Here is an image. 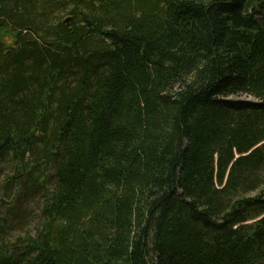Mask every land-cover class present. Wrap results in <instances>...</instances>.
I'll use <instances>...</instances> for the list:
<instances>
[{
  "label": "trees",
  "instance_id": "obj_1",
  "mask_svg": "<svg viewBox=\"0 0 264 264\" xmlns=\"http://www.w3.org/2000/svg\"><path fill=\"white\" fill-rule=\"evenodd\" d=\"M0 143V264H264V0H0Z\"/></svg>",
  "mask_w": 264,
  "mask_h": 264
},
{
  "label": "rangeland",
  "instance_id": "obj_2",
  "mask_svg": "<svg viewBox=\"0 0 264 264\" xmlns=\"http://www.w3.org/2000/svg\"><path fill=\"white\" fill-rule=\"evenodd\" d=\"M229 99H231V100H248V101H254L255 99H254V97H252V96H250V95H248V94H240V95H238V96H230L229 97ZM2 165L0 164V167H1ZM4 170V169H3ZM1 181H2V176H0V183H1ZM37 201V200H36ZM36 201H35V203H36ZM35 203L34 202H31V205H30V207L31 208H34V206H35ZM35 222H36V219H35ZM16 233H19V232H16ZM12 234H15V232H13Z\"/></svg>",
  "mask_w": 264,
  "mask_h": 264
},
{
  "label": "water",
  "instance_id": "obj_3",
  "mask_svg": "<svg viewBox=\"0 0 264 264\" xmlns=\"http://www.w3.org/2000/svg\"><path fill=\"white\" fill-rule=\"evenodd\" d=\"M67 20H69V19H67ZM1 148H2V145H1V143H0V150H1Z\"/></svg>",
  "mask_w": 264,
  "mask_h": 264
}]
</instances>
